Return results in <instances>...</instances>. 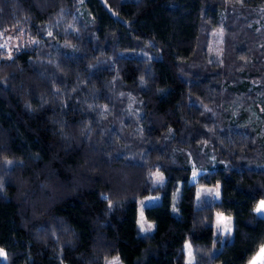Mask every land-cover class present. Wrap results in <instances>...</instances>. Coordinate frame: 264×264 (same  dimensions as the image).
<instances>
[{
	"label": "trees",
	"instance_id": "obj_1",
	"mask_svg": "<svg viewBox=\"0 0 264 264\" xmlns=\"http://www.w3.org/2000/svg\"><path fill=\"white\" fill-rule=\"evenodd\" d=\"M105 1L127 25L96 0H0L1 33L23 39L0 51V264H186V244L191 264H249L264 246V0Z\"/></svg>",
	"mask_w": 264,
	"mask_h": 264
},
{
	"label": "rangeland",
	"instance_id": "obj_2",
	"mask_svg": "<svg viewBox=\"0 0 264 264\" xmlns=\"http://www.w3.org/2000/svg\"><path fill=\"white\" fill-rule=\"evenodd\" d=\"M0 33H1V31H0ZM5 41H7V47L6 48H0V51L6 52V53L8 52L9 54H11L13 52L12 50L16 49L19 45H21L23 43V39L21 36L12 37L10 35H5L2 33V35H0V44L5 43ZM209 53L211 55V59L214 62H217L221 59L222 43H221V38L219 35H217L215 38H213ZM251 112H252L251 113L252 117L255 120H257L256 122H261L260 117L257 115V113L255 111H251ZM247 121L250 122L249 120H247ZM260 133L264 134V129L261 130ZM263 137L264 136H260V138H263ZM192 173L193 174H192L190 182L193 183L197 180V178L199 176V172L193 171ZM153 177H154L155 185L159 186L164 182V177L160 173H154ZM209 196H210V190L209 189L199 188V190L197 192V198H196L195 206H200L201 203H207L209 200ZM174 202H175V198H174ZM159 203H160V198H158V197H154V196L153 197H142L140 200V203H139V208H138L139 213L137 216V222L140 220L141 213H143L142 209L145 208V206L146 207H153V205H158ZM143 220H144L145 229H148V226L151 225L150 230H146L143 232H147V233L153 232V230H154L153 224L146 221L144 218V215H143ZM221 225H222V222H221ZM138 226H139V223H138ZM215 230L217 231V225H216ZM184 252L187 255L186 264H188L189 260H191V263H192V257L188 255V250L186 248H184ZM114 258H116V257H113V259ZM113 259H111V260H113ZM4 261H5L4 259H0L1 263H4ZM120 264H121V262H120Z\"/></svg>",
	"mask_w": 264,
	"mask_h": 264
},
{
	"label": "snow or ice",
	"instance_id": "obj_3",
	"mask_svg": "<svg viewBox=\"0 0 264 264\" xmlns=\"http://www.w3.org/2000/svg\"><path fill=\"white\" fill-rule=\"evenodd\" d=\"M2 35V33H0ZM7 47V41L5 43L0 44V48H6ZM9 58H11V54H9ZM217 196H219V191L216 193ZM111 207V204L109 205ZM146 207V206H145ZM256 211L258 213H264V201H261L259 206L256 208ZM226 218L223 216H218L217 218V232H220V225L221 222L224 221ZM140 230L146 231L151 229V225L148 226V229H145L144 227V220H143V213H141L140 220L138 221ZM224 232L230 234L231 233V227H230V220L227 221V223L224 225ZM185 248L188 250V255L191 256V245L186 244ZM0 259H7V254L4 252L3 249H0ZM108 264H120L119 257L114 258L113 260L109 261ZM188 264H191V260H189ZM249 264H264V246H262L256 256L252 258V260L249 262Z\"/></svg>",
	"mask_w": 264,
	"mask_h": 264
},
{
	"label": "water",
	"instance_id": "obj_4",
	"mask_svg": "<svg viewBox=\"0 0 264 264\" xmlns=\"http://www.w3.org/2000/svg\"><path fill=\"white\" fill-rule=\"evenodd\" d=\"M100 3L103 10L111 17L113 20H116L120 24H126L123 19L119 17L117 13H114L111 7L107 4L105 0H96ZM127 25V24H126Z\"/></svg>",
	"mask_w": 264,
	"mask_h": 264
},
{
	"label": "crops",
	"instance_id": "obj_5",
	"mask_svg": "<svg viewBox=\"0 0 264 264\" xmlns=\"http://www.w3.org/2000/svg\"><path fill=\"white\" fill-rule=\"evenodd\" d=\"M217 191H219V190H217ZM217 191L214 193V195H215V196H214L215 201H219V200H220V195H219V196L216 195ZM260 215H263V214L260 213ZM224 223H225V220L222 221V225H220V233H223V232H224V231H223ZM216 225H217V223H216Z\"/></svg>",
	"mask_w": 264,
	"mask_h": 264
}]
</instances>
